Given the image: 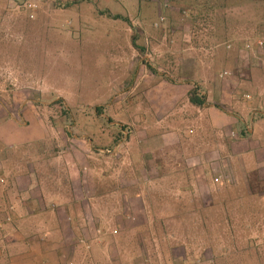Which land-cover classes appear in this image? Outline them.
I'll return each instance as SVG.
<instances>
[{"label":"rangeland","instance_id":"374dc122","mask_svg":"<svg viewBox=\"0 0 264 264\" xmlns=\"http://www.w3.org/2000/svg\"><path fill=\"white\" fill-rule=\"evenodd\" d=\"M194 1L0 0V142L29 141L30 153L12 152L7 158L16 155L27 166L21 157H36L37 172H50L49 189L60 190L64 198L73 193L70 176H88L95 168L83 197L90 204L89 214L106 230L101 243L88 251L117 257L132 255V249L138 256L131 263L146 254L158 256L157 261L150 259L152 264H163L169 252V260L174 257L179 264V245L196 243L198 249L204 242L210 250L206 253H215L227 241L229 251L219 263H255L248 245L237 240L245 231L233 230L230 218L221 224L230 208L233 222L238 221L237 192L221 211L209 206L227 196L225 184L215 176L236 171L239 161L229 153L228 165L215 163L216 156L212 160L208 153L211 139H224L231 150L229 139L236 136L210 132L211 115L205 107L188 103L187 91L192 81L205 94V106L214 102L227 113L244 112L241 100L247 90L231 89L225 77L234 72L233 58L243 75L251 60L258 76L253 85L260 86L257 79L264 74L256 72L264 70V55L260 53L259 69V53L249 39L258 31L257 40L264 43V0H220V8ZM241 43L243 48L248 45L247 58ZM223 63L230 67L221 68ZM232 102L238 108L232 109ZM21 113L26 124L7 119L19 121ZM183 153L199 158L188 164ZM140 156L154 159L145 165L146 179L137 177ZM60 161L65 168L55 170ZM113 171L121 175L113 178ZM115 186L121 191L112 192ZM229 186L237 190V185ZM91 187L101 192L98 200L90 197ZM135 191L147 197L150 215L127 208L124 195ZM74 199L70 202L77 211L81 203ZM263 230L252 227L249 232ZM206 253H201L202 260Z\"/></svg>","mask_w":264,"mask_h":264},{"label":"crops","instance_id":"0c3cea01","mask_svg":"<svg viewBox=\"0 0 264 264\" xmlns=\"http://www.w3.org/2000/svg\"><path fill=\"white\" fill-rule=\"evenodd\" d=\"M133 76L132 73L129 77L132 78ZM165 79L167 80V78ZM257 80L260 86H252L253 97L249 96L245 100H241L244 104V112H241L242 109H240V112L227 113V109L222 105V107H217L214 102L203 108L213 120V123L211 122L209 125L210 132L218 133L224 137H231L230 134L236 136V139H229L231 150L224 139L213 137L208 153L213 156L212 160L216 156L215 163H218L219 160L224 164L227 162V165L230 158L228 157L229 153L239 158L236 163V171L232 168L229 173L218 172L219 176H215V178L222 182V185L228 184V182L231 184V181L237 185L239 191L238 208L243 212L253 213L246 215L244 220L240 221L241 225L249 228H264V78ZM255 82L256 79H253V84ZM243 83L242 79L241 84ZM209 91L213 92L211 88L208 89V95H210ZM221 94V96L227 97L226 92L221 91ZM244 95L245 93L243 97ZM235 108L238 107L232 102V109ZM7 119H12L16 122L15 124L18 123L19 125L27 123L23 119L22 113L19 121L11 117ZM241 130L246 131V133L241 134ZM232 139H234L233 141L236 140L234 144ZM10 141H1L0 146L16 148L21 152L26 150L27 153H30L29 149L33 148L29 141ZM208 153L206 154L207 158ZM129 156L128 159L134 166L133 157ZM6 158V156H2L4 161L0 159V264H91V261L92 264L96 262L106 264L103 261L108 260L110 261L109 264H116L112 262L117 258L115 255H102V253L93 251L96 247L94 244L101 243L100 231L95 227L97 225L94 216L89 214L90 204L83 196L86 192V181L90 184V180L94 181L95 179L96 175H93L95 168L91 169V175L84 176L78 173L69 177V182L73 185V193L70 196L78 199L76 203L82 201L81 204H77V211H74L69 198H64L66 195L58 189H49V172L45 171L44 177L37 172L36 157L23 155L21 159L28 160L27 166L19 161L9 167L6 166L9 162ZM182 158L183 162L189 164L191 159H198L199 156L193 157V154L183 153ZM165 160L167 159L165 158ZM139 161L142 166L138 169L137 177L141 176V178L146 179L147 169L145 165L148 166V162H154V159L140 156ZM196 162L198 163V160ZM43 163L42 167L46 168L47 161ZM64 166V163L60 161L56 163L54 169L61 170L65 168ZM84 168L90 171L88 163H85ZM133 172L135 173L134 170ZM116 175L121 174L113 171V178ZM92 188L88 191L90 197L95 196L96 192L97 195H100L98 189L93 188L92 190ZM71 213H78L75 214L76 221H74V215ZM77 227L81 228H79V232ZM237 240L241 243L240 238ZM229 241L231 242V239ZM244 242L252 245L248 246L247 250L248 253L251 252L255 256V263L247 261L245 264H264V233H255L250 240ZM223 243L222 247L218 248L219 251L208 253L209 250L204 260L202 257L187 263L181 259L179 264H200V261H205V264H222L218 262L219 258L225 257L229 251L228 246H226L227 241H223ZM90 248L93 249L88 251ZM173 258L163 264H178ZM137 260L139 261L129 264H152L145 257L137 258Z\"/></svg>","mask_w":264,"mask_h":264},{"label":"trees","instance_id":"16d2710c","mask_svg":"<svg viewBox=\"0 0 264 264\" xmlns=\"http://www.w3.org/2000/svg\"><path fill=\"white\" fill-rule=\"evenodd\" d=\"M207 1V3L205 4V6H209L208 4H210V2H211V5H210V7H212V8H220V7H223L224 6V4L223 3H225L224 2V0H223V3H218V2H220V0H206ZM195 2V1H194ZM201 2V0H196V2L195 3H200ZM68 5V4H67ZM26 10L27 11H29V9L28 8H26ZM255 37H253V38H250L249 39V42H255L256 43V41H257V39H259V36H260V34H259V32L258 31H256L255 32ZM259 35V36H258ZM248 41V40H247ZM246 42V41H245ZM245 42H244V45H245ZM240 46H242V52L244 53V58H247L246 56H247V52H250L249 51V49L248 48H243V43H241V45ZM239 47V46H238ZM253 48L255 49V52H256V54H258L259 53V58H258V60H259V63H258V68L259 69H261V68H263L262 66H261V57H262V53H263V55H264V43L262 42V46L261 47H258L257 45H253ZM261 53V54H260ZM248 60H249V57H248ZM233 64H234V66L232 67L233 69H234V72H232L231 73V75H230V73H229V76H227V77H225V80H226V82H227V84L228 85H230V87L231 88H235V89H237V90H243V88L245 89V90H247L246 91V93H249V94H252L250 91H251V87H252V85H253V79H254V77H258L257 75H255L254 76V72H252V67H251V64H250V62H251V60L250 61H248L247 63V66L243 69V71H245V75H243V74H241L240 73V71H239V69H238V67H237V65L235 64L236 63V57L235 58H233ZM149 67H151V66H149ZM228 67H230L229 65H227L226 63H223L222 64V66H221V68H228ZM230 72V71H229ZM256 74H258L259 76H262V74H264V70L263 71H261L260 73L259 72H256ZM261 79L262 78H264V77H260ZM243 79V84H241V80ZM264 83V82H263ZM191 89H189L188 91H187V100H188V103H190L193 107H200V108H202V107H204L205 105V94H202L201 93V91H200V89H199V86L198 85H196L195 83H193V82H191ZM244 90V91H245ZM243 98H245V97H243ZM245 100V99H244ZM216 106L217 107H219V106H221V105H218V104H216ZM222 107V106H221ZM98 110V109H97ZM112 120V119H111ZM122 131L123 130H120L119 131V133H118V135L115 137V140H114V146L119 142V140H121L122 139V136H123V134H122ZM241 134H245L246 133V131H244V130H241V132H240ZM227 138H230L229 136L227 137ZM113 146V147H114ZM107 151V150H106ZM12 152H14V153H16V152H20L19 151V149H17L16 150V148H7V147H1L0 146V159L2 160V161H4V159H2V156H8V155H11V154H9V153H12ZM13 153V154H14ZM9 162H7V164H6V166H10V165H13V163H15V162H19V158L15 155V156H11V157H9V158H6ZM50 170H51V167H50ZM50 173V172H49ZM3 181V180H2ZM225 190H226V194H227V196L225 195V197H224V195H223V197H222V199L217 203V204H214L212 201H211V203L209 204V206H211L212 208H211V210H213V211H221V209L223 208V207H225L226 206V203H228V201H230V199L231 198H233L234 197V193L235 192H237V194H236V196H237V199H238V202H239V191H238V187H237V190L235 191V190H232V189H228V188H231V186H229V185H234V183H232V181H231V184L228 182V184H226L225 183ZM96 189H98L97 187H96ZM115 189L116 190H114V189H112V192L113 191H115V192H118V191H121V188H119V187H117V186H115ZM136 192V191H135ZM220 192H222V190L221 191H219V192H217L216 194H219ZM98 193H99V189H98ZM101 193V192H100ZM96 195H97V192L95 193ZM92 196L91 198H92V200H98V197H99V195H97V196ZM101 195V194H100ZM63 197V196H62ZM66 197V196H65ZM124 198H125V202H127L128 201V203H127V208L128 209H130V210H137V209H143L144 211L146 210V211H149V212H144L145 213V215L146 214H148V215H150V213H152L153 211H151L150 212V207L148 206V204H147V202H148V199H147V197L145 198L144 196H142L141 195V193H138V192H136V193H134V194H131V195H128L127 197H126V195H124ZM71 200H73V202H75V199H74V197H72V196H70V198H69V201H71ZM124 202V203H125ZM80 203H82V201L80 202ZM134 203H136L137 205H136V207L134 206ZM239 207V206H238ZM139 210H137V211H139ZM239 211H238V221H236V222H233V219L230 217V215H231V212H233V209L232 208H230L229 210H227V213L225 214V217L227 218V219H221V224L222 223H224V220L225 221H227L228 222V220H229V218H230V222H232V223H235V229H233V230H236V229H241V230H243V231H245V233L244 234H241L239 237L237 236V238H240L241 239V244H245V246H252L250 243H245L244 241H248V240H250L251 239V237L252 236H254V235H252V234H250V229L252 228V227H245V226H243V225H241L240 224V221L242 220H244L243 218L246 216V215H250V214H253V213H247V212H243L242 210H240V209H238ZM68 211V210H67ZM71 214H73L74 216H73V219H74V221H76L77 220V217H76V215H75V213H71ZM203 217H202V220L200 221V223H202L203 224V228H205V225H204V221H203ZM193 222H195L194 220H192ZM206 224V223H205ZM97 225V224H96ZM97 229L98 228H100V238L101 239H104V237H105V230H106V225L104 226L103 225V223L102 222H99V225H97V226H95ZM114 227H115V225H114ZM222 227V226H221ZM219 230H221V228L219 229ZM104 231V232H103ZM113 232H116V228L113 230ZM204 235V233H201V236H203ZM171 236V235H170ZM195 238H193V239H191L190 241H192V240H194ZM137 242L139 243V241L137 240ZM188 245H179L180 247H181V249H182V253H183V260H185V261H187V262H190V261H192L193 259H200V257L202 256V254H205L206 253V250L208 251L209 249L207 248V245L205 246V244H204V242L203 243H198L199 245H204V246H202V247H199L198 249L196 248L197 247V244L196 243H191V242H186ZM137 244V243H136ZM190 247V248H189ZM101 249V248H100ZM187 249H188V251H187ZM196 250H198V251H196ZM196 251V252H195ZM132 255H124V254H120V255H118L117 256V258L116 259H114L113 260V262H115L116 261V264L117 263H120V262H122L121 264H129V263H131V260H133L134 259V257L135 256H138V255H136L137 253H132V249L129 251ZM193 253V254H192ZM202 253V254H201ZM172 254V253H171ZM192 254V256H190ZM201 254V255H200ZM102 255H104V254H102ZM149 260L151 259V258H153V260H155V261H157V260H159L157 257L158 256H153V257H150L151 255L150 254H146L145 255ZM167 256H169V258L171 257V255L169 254V252H168V255ZM120 257V258H119ZM169 258H164L163 257V262L164 263H167V262H169ZM118 259H121V260H118ZM127 260H130V262H127Z\"/></svg>","mask_w":264,"mask_h":264},{"label":"built area","instance_id":"2783aa9c","mask_svg":"<svg viewBox=\"0 0 264 264\" xmlns=\"http://www.w3.org/2000/svg\"><path fill=\"white\" fill-rule=\"evenodd\" d=\"M255 45H257L258 47H261L262 46V41L261 40H257L256 41V43H255ZM248 47V45H246V48ZM224 73H226V72H224ZM244 97L245 98H248L249 97V95H244ZM217 179V178H216Z\"/></svg>","mask_w":264,"mask_h":264}]
</instances>
